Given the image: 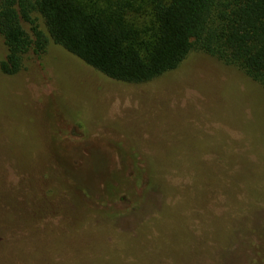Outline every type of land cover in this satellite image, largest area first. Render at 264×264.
<instances>
[{
    "label": "rangeland",
    "instance_id": "rangeland-1",
    "mask_svg": "<svg viewBox=\"0 0 264 264\" xmlns=\"http://www.w3.org/2000/svg\"><path fill=\"white\" fill-rule=\"evenodd\" d=\"M263 96L198 49L144 82L111 78L50 38L27 52L18 72L0 71V264H245L264 223V150L242 161V139L204 126L262 139ZM120 184L140 198L97 204Z\"/></svg>",
    "mask_w": 264,
    "mask_h": 264
},
{
    "label": "trees",
    "instance_id": "trees-1",
    "mask_svg": "<svg viewBox=\"0 0 264 264\" xmlns=\"http://www.w3.org/2000/svg\"><path fill=\"white\" fill-rule=\"evenodd\" d=\"M0 35L5 46L0 59L4 74L18 72L27 52H44L50 38L117 80L148 81L176 68L191 49H198L264 87V0H0ZM261 106L264 113V98ZM213 122L204 127L221 126L230 144L242 139L247 148L240 153L242 161L255 160V147L264 150V136L246 143L238 126ZM143 164L137 160L135 169L139 171ZM136 174L124 170L123 177L133 179ZM167 176L179 182L184 177ZM41 188L50 193V187ZM140 192L135 184L131 190L120 184L109 200L96 202L116 208L117 195L132 201L140 198ZM209 197L213 202L223 194L214 191ZM191 225L199 230V219H192ZM257 226L260 229L249 238L245 264H264V223Z\"/></svg>",
    "mask_w": 264,
    "mask_h": 264
}]
</instances>
